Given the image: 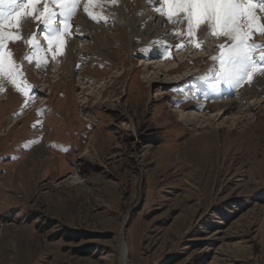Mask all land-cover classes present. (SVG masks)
I'll list each match as a JSON object with an SVG mask.
<instances>
[{"label":"rangeland","instance_id":"1","mask_svg":"<svg viewBox=\"0 0 264 264\" xmlns=\"http://www.w3.org/2000/svg\"><path fill=\"white\" fill-rule=\"evenodd\" d=\"M93 7L108 21L94 22L102 54L90 47L59 84L27 43L43 25L26 17L22 40L6 41L24 87L0 77V98H14L0 104V264H264V96L246 119L201 110L247 88L208 87L222 37L201 26L202 48L185 40L164 57L133 37L123 0ZM11 118L23 119L10 130Z\"/></svg>","mask_w":264,"mask_h":264},{"label":"snow or ice","instance_id":"2","mask_svg":"<svg viewBox=\"0 0 264 264\" xmlns=\"http://www.w3.org/2000/svg\"><path fill=\"white\" fill-rule=\"evenodd\" d=\"M98 3L115 6L117 0H87L83 10L96 22L103 15V11L101 15L95 12L93 6ZM159 3L154 12L164 17L165 23L181 25L167 34L176 35L198 48L203 47L197 38L201 26L208 28L210 37L224 38L225 42L217 45L218 55L210 57L214 62L218 61V68L209 88L225 85L235 90L245 80L251 85L256 76H264V44L253 42L256 35L264 36V0H159ZM40 5H43L42 9ZM49 5H55V8ZM76 8L77 0H0V77L6 74L12 86L22 91L23 81H17L20 69L6 50V41L21 39L19 33L24 18H33L37 25H43L53 34L45 39L50 46L55 42L54 57L65 45L62 33H68L70 25L67 21ZM57 15L61 17L59 29L55 27ZM104 23H108L107 19ZM27 43L37 47L33 39H28ZM152 43L160 46L164 57L169 56L170 42L157 40ZM183 46V43L177 44V50H182ZM141 51L147 55L151 48ZM36 66H41L40 58H37Z\"/></svg>","mask_w":264,"mask_h":264},{"label":"bare ground","instance_id":"3","mask_svg":"<svg viewBox=\"0 0 264 264\" xmlns=\"http://www.w3.org/2000/svg\"><path fill=\"white\" fill-rule=\"evenodd\" d=\"M123 1H124L125 7L130 9L133 22H135V24L134 25L132 24V26H131L133 28V37L134 38H137V39L139 38V39H141L145 42H148V43L149 42L151 43V41H157V40L167 41V42H170V44L172 45L173 48H177L176 47L177 44L183 43L185 41L182 38H178L176 35L167 34L173 29L180 28L181 25L166 26L163 29L160 28L159 25L156 28L152 26V22L150 21V18L153 16H155V17L157 16V13H155V12L153 13L152 11H154V7L160 6L159 0H123ZM151 6H152L153 10H151V11L149 10V12L147 11L146 15H144V16H139V14L141 12L146 10V7H151ZM51 7H53V6L51 5ZM257 7H259V5H257ZM54 8H55V5H54ZM84 16H81L82 19L76 18L75 20H72L71 22H69V18H68L67 22L69 23L70 27H69L68 33L66 35H69V38L67 40V39H65L66 35H64L65 37L62 36V38L65 39V41L67 40L66 45H64L65 46L64 50L62 49L64 51V53H63V51L56 52L55 56L53 57V53L55 52L56 45H55V42L53 41V44L50 46L48 41L45 39L46 36L51 37L53 35L46 28H45L46 31L45 30L42 31V33L44 32L42 38L37 40V41L41 42V44L38 43L37 47H34L37 50V53L35 51L36 57L42 58L43 60L48 61L47 62L48 67H47L46 71L48 70V73H52V75H48V78L55 79L52 82L54 85H55V83L59 84L60 80L63 81L66 78H71V76L73 75V72H74L73 70H75L76 63L80 60L81 61L83 60L85 53L88 50H90V47L93 48V50H95L96 54L97 53L102 54L100 48L104 43V37L101 35V33H97L99 28L94 25V22H96V21H93L92 19H90L85 12H84ZM58 17H60V16L59 15L57 16V20H58ZM60 19H61V17H60ZM104 20L102 21V18H101L99 20V22H104ZM159 24L161 26H162V24H164V17L160 16ZM25 27L26 26H22L21 30H23V31H24V29L26 30ZM169 27H171V28H169ZM140 28H143L144 31H138V29H140ZM29 30H31V27H29ZM31 34H32V32H31ZM28 36H30V35H28ZM23 37H24V35H23ZM256 37L258 39L264 38V36H261V35H256ZM223 40H224V38H223ZM256 43L263 44L264 40L260 39V40L256 41ZM154 45L156 46V44H154ZM197 59H198V57L193 59V61H196ZM41 63H43V62H41ZM141 63L144 64V62H141ZM190 65H192V62H190L189 64H187L186 62H182V63L178 64L177 66H175L174 68L167 70V72L179 73V71L184 70L186 67H189ZM42 67H44V66H42ZM52 68H54V70H51ZM56 75H58V76H56ZM80 80H82V79H79V81ZM44 83H45V81H44ZM45 85H46V83H45ZM80 85L82 86L81 87L82 90L86 89V88H84L83 83L80 82ZM245 87H247L245 89V92L243 93V95H241L239 98H237L238 100L236 99V101H228L227 102V101L222 100V102L220 104L215 103V104H213V106L211 105V107L208 105L204 106V107L201 106L200 109L204 110V111H208V112L211 110V111H213V113H218L217 115L225 114V112H226L225 110H229V111L230 110H235V111L237 110L236 115L241 114L242 116H240V118L246 119V114H248L246 112H249L250 110H254V109H251V108H254L252 106L260 104V102L258 100H255L254 98L255 97L262 98V96H264V76H256L254 79V82L251 85H249L247 83V85ZM37 92L41 93L42 91L40 90ZM162 94L165 95V93H162ZM11 95L10 94H7L6 96L2 95L0 98V104H4V107H6L5 111L9 110V107L11 106V104L14 100V98ZM248 100H252V101H251V103H249V105L246 106V101H248ZM38 101H40V100H38ZM235 106H237V108ZM243 106H246L245 109L242 108ZM241 109H243V110H241ZM248 109H249V111H247ZM30 110H32V109H29V111ZM220 117H222V116H220ZM23 118H18V119L11 118L10 120L13 122V124H12L10 130L12 128H14L18 124V122H20ZM256 119H257V116H256ZM38 153L41 155H45V153L41 150H34L28 156H31V157L35 156V158L38 159V157L36 156ZM47 159H49L48 156H47ZM57 159L59 161L60 159H64V158L63 157H59V158L57 157ZM56 163L57 162H55V164ZM121 252H122V254H125L126 251L124 250V248H121Z\"/></svg>","mask_w":264,"mask_h":264}]
</instances>
